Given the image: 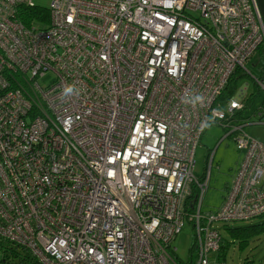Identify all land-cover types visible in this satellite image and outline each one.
Wrapping results in <instances>:
<instances>
[{"label": "built area", "instance_id": "obj_1", "mask_svg": "<svg viewBox=\"0 0 264 264\" xmlns=\"http://www.w3.org/2000/svg\"><path fill=\"white\" fill-rule=\"evenodd\" d=\"M25 5L0 0V238L37 264H179L188 222L181 264H225L215 224L264 215V142L243 129L264 100H220L264 45L255 0H52L47 23L23 22ZM211 123L243 158L203 213L212 156L197 178L194 154Z\"/></svg>", "mask_w": 264, "mask_h": 264}, {"label": "rangeland", "instance_id": "obj_2", "mask_svg": "<svg viewBox=\"0 0 264 264\" xmlns=\"http://www.w3.org/2000/svg\"><path fill=\"white\" fill-rule=\"evenodd\" d=\"M34 4L48 8L52 0H31ZM257 5V2L255 0ZM262 17V16H261ZM264 18V17H262ZM245 67L251 75H243L236 80V93L242 86H247V93L255 92L250 108L251 112L259 103L264 100V89L254 88L253 76L260 77L261 69L264 68V45H261L252 56L246 61ZM237 73L236 75H239ZM55 78L54 73L49 72L44 79H40L41 84L50 83ZM245 133L261 142H264V124H249L244 128ZM226 130L220 125L211 123L203 131L199 144L194 154L193 174L201 178L207 172V160L212 156L211 169L209 172V182L205 190L201 203L203 213L216 211L222 204L227 189L230 187L237 172L243 153L237 149L234 135L224 137ZM264 222V217L255 218L251 221H234L228 223H216L220 235L225 240L224 257L221 260L225 264H264V230L254 232L244 240L231 235L227 227L246 226L253 223ZM194 229L191 224L185 222L180 232L177 233L171 242V248L175 247V257L179 264L187 262L189 254L194 245ZM3 242V241H2ZM20 257L25 255V251L20 249ZM1 255V252H0ZM14 260V261H16Z\"/></svg>", "mask_w": 264, "mask_h": 264}, {"label": "trees", "instance_id": "obj_3", "mask_svg": "<svg viewBox=\"0 0 264 264\" xmlns=\"http://www.w3.org/2000/svg\"><path fill=\"white\" fill-rule=\"evenodd\" d=\"M21 8H22L21 9L22 13H20L19 18L23 22L30 23L33 19L37 17H39V19H41L43 22H46V23L48 22V19H49L48 8H44L36 4L32 6L25 5V6H22ZM238 73L240 74L236 75L237 74L236 72V74L233 75L231 79L229 80L226 88L224 89V91L222 92V95L220 96L221 101L228 99L235 93L236 86H237L236 80L244 75L241 72H238ZM260 77H264V68L261 69ZM255 92L250 94V97L248 98L249 101L246 107H249L248 104L250 105ZM262 217H264V215H261L258 218H262ZM227 229L229 230L232 236L238 237L244 240L245 238L252 235V233L264 230V222L253 223V224H249L246 226L227 227ZM224 241L225 240L222 237L219 255L223 257H224V252L226 248ZM20 249H23L25 251V255L22 258H19L18 260H16L18 257H20V251H19ZM0 252H1V255H0L1 264H37L36 260L28 253L26 249L21 248L18 245H14L13 243H10L6 240H3L2 238H0Z\"/></svg>", "mask_w": 264, "mask_h": 264}, {"label": "crops", "instance_id": "obj_4", "mask_svg": "<svg viewBox=\"0 0 264 264\" xmlns=\"http://www.w3.org/2000/svg\"><path fill=\"white\" fill-rule=\"evenodd\" d=\"M258 11L264 17V0H256Z\"/></svg>", "mask_w": 264, "mask_h": 264}, {"label": "clouds", "instance_id": "obj_5", "mask_svg": "<svg viewBox=\"0 0 264 264\" xmlns=\"http://www.w3.org/2000/svg\"><path fill=\"white\" fill-rule=\"evenodd\" d=\"M68 91H70V89H66V90H65L66 94H67Z\"/></svg>", "mask_w": 264, "mask_h": 264}]
</instances>
